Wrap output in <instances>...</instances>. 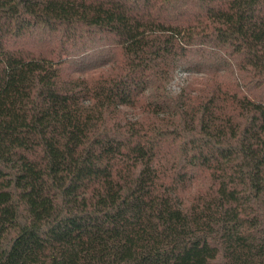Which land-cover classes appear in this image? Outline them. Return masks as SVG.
<instances>
[{"label": "trees", "instance_id": "trees-1", "mask_svg": "<svg viewBox=\"0 0 264 264\" xmlns=\"http://www.w3.org/2000/svg\"><path fill=\"white\" fill-rule=\"evenodd\" d=\"M0 264H264V0H0Z\"/></svg>", "mask_w": 264, "mask_h": 264}, {"label": "rangeland", "instance_id": "rangeland-1", "mask_svg": "<svg viewBox=\"0 0 264 264\" xmlns=\"http://www.w3.org/2000/svg\"><path fill=\"white\" fill-rule=\"evenodd\" d=\"M196 77H197V76L194 75V76H192V79H193V78H196ZM193 80H194V79H193Z\"/></svg>", "mask_w": 264, "mask_h": 264}]
</instances>
